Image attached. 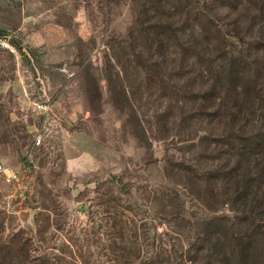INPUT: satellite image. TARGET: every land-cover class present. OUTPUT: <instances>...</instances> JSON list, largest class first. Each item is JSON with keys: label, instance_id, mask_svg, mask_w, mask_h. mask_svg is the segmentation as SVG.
<instances>
[{"label": "rangeland", "instance_id": "1", "mask_svg": "<svg viewBox=\"0 0 264 264\" xmlns=\"http://www.w3.org/2000/svg\"><path fill=\"white\" fill-rule=\"evenodd\" d=\"M135 1L0 0V241L23 264H207L196 224L231 216L176 169L201 144L130 57Z\"/></svg>", "mask_w": 264, "mask_h": 264}, {"label": "trees", "instance_id": "2", "mask_svg": "<svg viewBox=\"0 0 264 264\" xmlns=\"http://www.w3.org/2000/svg\"><path fill=\"white\" fill-rule=\"evenodd\" d=\"M133 8L130 57L142 60L148 89L174 95L178 133L201 144L176 169L204 206L231 213L196 224L197 252L207 264H264V0H137ZM11 249L0 241V264L30 262Z\"/></svg>", "mask_w": 264, "mask_h": 264}, {"label": "built area", "instance_id": "3", "mask_svg": "<svg viewBox=\"0 0 264 264\" xmlns=\"http://www.w3.org/2000/svg\"><path fill=\"white\" fill-rule=\"evenodd\" d=\"M0 50L10 53H15V48L11 45L8 38L0 36ZM0 174L3 176L7 183H10L16 179V174L10 168L0 166Z\"/></svg>", "mask_w": 264, "mask_h": 264}]
</instances>
